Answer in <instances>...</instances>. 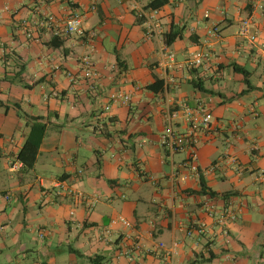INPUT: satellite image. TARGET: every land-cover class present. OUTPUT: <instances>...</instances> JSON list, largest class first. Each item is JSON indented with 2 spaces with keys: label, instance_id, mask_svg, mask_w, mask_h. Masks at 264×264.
<instances>
[{
  "label": "crops",
  "instance_id": "0c3cea01",
  "mask_svg": "<svg viewBox=\"0 0 264 264\" xmlns=\"http://www.w3.org/2000/svg\"><path fill=\"white\" fill-rule=\"evenodd\" d=\"M73 10L94 37L21 29ZM31 117L47 131L26 168ZM168 125L196 134L197 171L181 164L191 147L169 151ZM130 261L264 264V0H0V264Z\"/></svg>",
  "mask_w": 264,
  "mask_h": 264
},
{
  "label": "built area",
  "instance_id": "2783aa9c",
  "mask_svg": "<svg viewBox=\"0 0 264 264\" xmlns=\"http://www.w3.org/2000/svg\"><path fill=\"white\" fill-rule=\"evenodd\" d=\"M137 15L143 16V10L139 9L137 11ZM83 15L81 12L77 10H73L66 16H56L52 13H45L37 11L31 18H23L20 22V26L22 31L25 33L27 37H36L39 31L47 32L51 37H56L59 40H69V39H78L80 41H84L87 38H92L96 35L95 30L84 29L82 25ZM251 22L249 19H243L240 22L238 34L247 38L249 41H254L256 39V34L251 29ZM201 55H196L191 61V65H196L201 63ZM80 68L82 71V75L87 78L97 77V71L94 66V63L90 59L88 55H82L79 58ZM70 81H75V76L72 73H68ZM111 100L128 102L130 101V95L128 93L116 92L110 95ZM107 108V106H106ZM211 113L205 112L202 115L200 120V125L204 128H207L210 125ZM164 142L167 144L168 149L171 153L175 150L188 145L192 148L188 157H186L181 163L182 166L188 167L193 171H197L198 167L195 162V150L194 146L197 143V136L193 131H189L187 133L176 134L173 132L172 128L168 125L163 133ZM4 197L6 199L9 198L8 194H5ZM120 221L125 225H129L130 223L120 218ZM125 254H130L129 249L124 251ZM131 257V255H130ZM173 253L168 255L169 261L172 260ZM131 259V258H130ZM132 260V259H131ZM171 263V262H170ZM130 264H139L138 262H131ZM172 264V263H171Z\"/></svg>",
  "mask_w": 264,
  "mask_h": 264
},
{
  "label": "trees",
  "instance_id": "16d2710c",
  "mask_svg": "<svg viewBox=\"0 0 264 264\" xmlns=\"http://www.w3.org/2000/svg\"><path fill=\"white\" fill-rule=\"evenodd\" d=\"M181 36L180 29L172 28L168 32H165L163 34V39L166 44H170L173 42L176 38ZM61 41V40H60ZM233 69L237 72H241L244 77V83L246 84V89L244 91H249L252 88V84L249 80L250 72L233 63L232 64ZM39 82V80L36 81V83ZM156 83H161V80H156ZM33 84H29L26 86H32ZM148 88L153 87V85H148ZM32 122L30 124L29 132L26 136V139L22 146L20 147L18 153H17V159L22 162V164L26 168H32L36 162L37 154L39 152V146L41 144L42 139L46 135L47 131V123L43 122L39 119V117H31ZM202 185V190H203ZM211 194H213L211 192ZM99 256H95L94 258H98ZM93 258V259H94Z\"/></svg>",
  "mask_w": 264,
  "mask_h": 264
},
{
  "label": "rangeland",
  "instance_id": "374dc122",
  "mask_svg": "<svg viewBox=\"0 0 264 264\" xmlns=\"http://www.w3.org/2000/svg\"><path fill=\"white\" fill-rule=\"evenodd\" d=\"M31 176L33 177V175L31 174ZM34 178V177H33Z\"/></svg>",
  "mask_w": 264,
  "mask_h": 264
}]
</instances>
